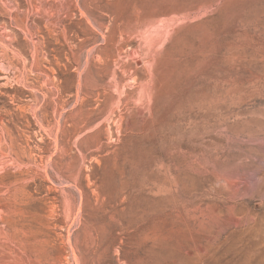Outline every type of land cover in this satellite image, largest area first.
<instances>
[{"label":"rangeland","instance_id":"374dc122","mask_svg":"<svg viewBox=\"0 0 264 264\" xmlns=\"http://www.w3.org/2000/svg\"><path fill=\"white\" fill-rule=\"evenodd\" d=\"M0 264H264V0H0Z\"/></svg>","mask_w":264,"mask_h":264}]
</instances>
